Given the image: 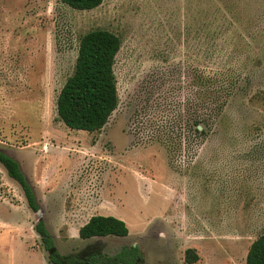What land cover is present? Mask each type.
<instances>
[{
    "label": "rangeland",
    "instance_id": "rangeland-1",
    "mask_svg": "<svg viewBox=\"0 0 264 264\" xmlns=\"http://www.w3.org/2000/svg\"><path fill=\"white\" fill-rule=\"evenodd\" d=\"M117 35L119 106L100 133L68 129L57 100L80 40ZM238 83L202 146L168 137L187 120L201 76ZM0 151L35 188L38 214L0 164V264H48L43 220L61 255L138 264H246L264 236V0H104L76 11L59 0H0ZM93 216L124 221L127 238L81 240Z\"/></svg>",
    "mask_w": 264,
    "mask_h": 264
},
{
    "label": "trees",
    "instance_id": "trees-1",
    "mask_svg": "<svg viewBox=\"0 0 264 264\" xmlns=\"http://www.w3.org/2000/svg\"><path fill=\"white\" fill-rule=\"evenodd\" d=\"M76 11H92L102 6L104 0H59ZM122 47L121 39L112 32L95 30L86 34L79 43L78 56L72 76L62 88L57 100L60 121L70 130L90 134L100 133L109 123L119 106V94L115 75L116 58ZM237 78L228 72H216L201 76L199 100H188L186 122L177 120L185 116L176 111V119L169 123L168 137L174 142L184 140L188 144L202 146L214 131L219 115L228 105ZM0 164L10 179L22 189L28 208L35 214L41 211L35 188L28 180L18 161L0 151ZM44 250L48 264H138L142 253L137 246L123 247L114 256L93 254L85 258L61 255L46 223L38 221L34 227ZM127 224L115 217L93 216L79 230L81 240L94 238H127ZM200 257L195 250L185 253V264H198ZM246 264H264V236L255 239L247 254Z\"/></svg>",
    "mask_w": 264,
    "mask_h": 264
},
{
    "label": "crops",
    "instance_id": "crops-1",
    "mask_svg": "<svg viewBox=\"0 0 264 264\" xmlns=\"http://www.w3.org/2000/svg\"><path fill=\"white\" fill-rule=\"evenodd\" d=\"M37 214H38V213H37ZM90 219H91V218H90ZM90 219H89V220H90ZM89 220H88V221H89ZM88 221H87V222H88ZM87 222H86V223H87ZM86 223H85V224H86ZM85 224H84V225H85ZM84 225H83V226H84ZM83 226H82V227H83ZM79 230H80V229H79Z\"/></svg>",
    "mask_w": 264,
    "mask_h": 264
},
{
    "label": "water",
    "instance_id": "water-1",
    "mask_svg": "<svg viewBox=\"0 0 264 264\" xmlns=\"http://www.w3.org/2000/svg\"><path fill=\"white\" fill-rule=\"evenodd\" d=\"M39 221H42V220H39Z\"/></svg>",
    "mask_w": 264,
    "mask_h": 264
}]
</instances>
